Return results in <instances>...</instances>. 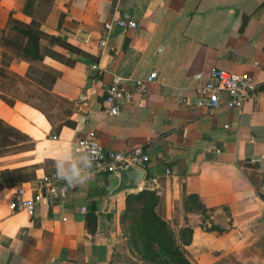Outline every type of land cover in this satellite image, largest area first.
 <instances>
[{"label":"crops","instance_id":"crops-1","mask_svg":"<svg viewBox=\"0 0 264 264\" xmlns=\"http://www.w3.org/2000/svg\"><path fill=\"white\" fill-rule=\"evenodd\" d=\"M24 2L0 0V30H7L9 12L30 22ZM122 16L135 29L113 27L99 51L103 24ZM39 31L75 52L41 38L40 49L55 57L29 65L0 50V65L47 98L50 123L25 103L0 100V121L26 137L12 145L18 151L0 154V264H124L122 251L134 256L118 218L125 195L141 190L155 192L156 212L175 235L191 230L183 247L190 264H264V92L239 111L220 105L208 114L198 106L213 69L261 78L264 0H52ZM96 64L102 73L91 69ZM151 71L157 77L144 94L121 101L114 117L101 115L112 77L131 89ZM45 75L54 77L50 85ZM67 120L74 126H63ZM89 130L103 150L140 147L148 156L138 190L107 206L118 178L88 176L76 142ZM42 176L72 189L35 206L32 217L13 210L14 189ZM187 196L201 209H186Z\"/></svg>","mask_w":264,"mask_h":264},{"label":"trees","instance_id":"trees-1","mask_svg":"<svg viewBox=\"0 0 264 264\" xmlns=\"http://www.w3.org/2000/svg\"><path fill=\"white\" fill-rule=\"evenodd\" d=\"M51 2L52 0H25L22 14L30 18L28 24L10 18L9 12L8 28L0 30V50H8L14 58L29 65L41 62L44 56L55 57L53 53L40 49L41 38L75 52V49L59 38L47 37L39 31V24L44 20ZM37 3L41 4L38 8L35 6ZM45 78L49 85L54 81L53 76L45 75ZM35 86L0 65V100L8 106H11L14 100L25 103L41 113L49 123L47 98L35 95ZM32 99L36 102L31 101ZM62 125L71 128L74 123L67 120L62 122ZM0 128L3 133L1 147L12 146L15 141H26L24 135L1 121ZM157 205L158 197L153 191L141 190L125 195L124 209L119 215L118 224L125 238L126 248L140 264H190L183 247L189 243L191 230L183 227L175 235L173 229L157 214ZM184 205L186 209H201L195 196L185 197Z\"/></svg>","mask_w":264,"mask_h":264},{"label":"built area","instance_id":"built-area-1","mask_svg":"<svg viewBox=\"0 0 264 264\" xmlns=\"http://www.w3.org/2000/svg\"><path fill=\"white\" fill-rule=\"evenodd\" d=\"M117 27L121 30H134L136 25L127 16L112 17L103 24L104 37L98 42L97 48L102 51L110 30ZM256 63L253 67H257ZM93 71L103 72L99 65L91 67ZM156 72L151 71L146 76L132 81L131 89L123 88L121 79L112 77L104 90L100 113L103 117H114L119 113L120 102L130 101L134 94L142 95L146 86L155 81ZM264 92V71L259 80L255 81L246 76L213 69L209 72L206 81L199 93L203 97L198 106L206 108L208 114L222 105L226 109L239 111L248 98H255ZM227 129V126L223 127ZM76 146L81 151L83 166L88 176L95 174H115L118 168L134 167L142 169L148 162V156L140 147H135L126 152L103 150L97 143L94 132L87 131L77 140ZM72 189L71 183L61 182L51 176H42L31 182L27 189L18 187L10 195L13 210L25 213L32 217L35 206L41 203H53L63 200L67 192ZM31 193V195H28Z\"/></svg>","mask_w":264,"mask_h":264},{"label":"water","instance_id":"water-1","mask_svg":"<svg viewBox=\"0 0 264 264\" xmlns=\"http://www.w3.org/2000/svg\"><path fill=\"white\" fill-rule=\"evenodd\" d=\"M92 75L93 72L90 73V76ZM89 83L90 80L88 84ZM255 158L258 159L257 157ZM255 158L253 160H255ZM115 174L117 175L118 183L116 187L109 193L105 206H107L109 200L115 195L137 191L138 184L143 179V171L134 167L118 168L115 170Z\"/></svg>","mask_w":264,"mask_h":264},{"label":"rangeland","instance_id":"rangeland-1","mask_svg":"<svg viewBox=\"0 0 264 264\" xmlns=\"http://www.w3.org/2000/svg\"><path fill=\"white\" fill-rule=\"evenodd\" d=\"M2 134L3 133H1V128H0V140H1V138H2ZM13 143H16V141L15 142H13ZM18 147H16V146H11V147H9V148H3V147H1V145H0V154H4V153H6V152H9V151H18ZM124 244H125V242H124ZM126 246V245H125ZM123 248V247H122ZM121 256H119V258L121 259V261L124 263V264H136V260L135 259H137L135 256V259H134V257H130L129 255H126L125 254V252L124 251H122V253L120 254ZM131 258H133L134 260H135V262H133L132 261V259Z\"/></svg>","mask_w":264,"mask_h":264}]
</instances>
